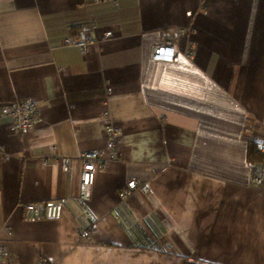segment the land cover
I'll return each instance as SVG.
<instances>
[{"label":"crops","instance_id":"0c3cea01","mask_svg":"<svg viewBox=\"0 0 264 264\" xmlns=\"http://www.w3.org/2000/svg\"><path fill=\"white\" fill-rule=\"evenodd\" d=\"M81 29L97 42L63 44ZM167 41L178 59L150 60ZM23 97L38 116L16 133L1 104ZM105 111L121 129L115 159ZM263 134L264 0H0L9 264H264V193L248 167ZM92 149L87 186L79 155ZM128 178L148 190L121 197ZM55 201L60 218L23 219L21 203Z\"/></svg>","mask_w":264,"mask_h":264},{"label":"built area","instance_id":"2783aa9c","mask_svg":"<svg viewBox=\"0 0 264 264\" xmlns=\"http://www.w3.org/2000/svg\"><path fill=\"white\" fill-rule=\"evenodd\" d=\"M112 2L117 3L118 0H94V2ZM111 31H105L103 39L110 37ZM112 34V33H111ZM97 42L95 38L90 37L83 29L79 30L77 37L74 39L66 38L63 41L64 45L77 46L81 50L86 45ZM192 47H188L185 55L192 56ZM178 49L176 43L173 41L161 42L152 46L149 51V58L152 61L159 62H175L178 59ZM110 90V88L108 89ZM3 108L4 116L10 120V130L16 133H23L30 129L36 122L39 110V103L37 100L23 97L13 100H9L1 104ZM101 122L104 129V135L106 138V147L110 151V158H116V147L121 140V129L112 124L110 114L105 111L101 116ZM260 152L264 154V134L259 145ZM80 158L83 160V181L84 184L89 186L94 179V167L95 163L101 160L100 150L92 149L82 152ZM5 159L8 156L4 157ZM39 162L42 166L45 165L46 159L39 158ZM68 161L65 162L64 168H68ZM248 167L250 170V186L264 193V161H249ZM142 188L147 191L148 188L141 183L137 178H128L126 181V187L121 191V197H127L134 190ZM23 219L27 221H39V220H52L58 219L61 216L63 203L62 201L55 202H25L21 203ZM89 235V231L82 230L79 232V237H86ZM10 257L6 248L0 244V264H9ZM28 264H49L41 260L39 262H33Z\"/></svg>","mask_w":264,"mask_h":264},{"label":"trees","instance_id":"16d2710c","mask_svg":"<svg viewBox=\"0 0 264 264\" xmlns=\"http://www.w3.org/2000/svg\"><path fill=\"white\" fill-rule=\"evenodd\" d=\"M78 33V32H77ZM77 37V34L75 38ZM66 39V38H65ZM74 39V38H71ZM64 41V40H63ZM87 46V45H86ZM79 48V47H78ZM249 156L251 159L257 160V161H264V154L260 152V147L256 148H250Z\"/></svg>","mask_w":264,"mask_h":264},{"label":"bare ground","instance_id":"6f19581e","mask_svg":"<svg viewBox=\"0 0 264 264\" xmlns=\"http://www.w3.org/2000/svg\"><path fill=\"white\" fill-rule=\"evenodd\" d=\"M102 120V119H101ZM121 141V140H120ZM254 161H257V160H254ZM134 192V191H133ZM85 230H87V231H89L88 229H85ZM41 260H43V261H45L46 263H49L45 258H39L38 260H36L35 262H39V261H41Z\"/></svg>","mask_w":264,"mask_h":264},{"label":"rangeland","instance_id":"374dc122","mask_svg":"<svg viewBox=\"0 0 264 264\" xmlns=\"http://www.w3.org/2000/svg\"><path fill=\"white\" fill-rule=\"evenodd\" d=\"M40 221V220H39ZM32 263V262H31Z\"/></svg>","mask_w":264,"mask_h":264}]
</instances>
